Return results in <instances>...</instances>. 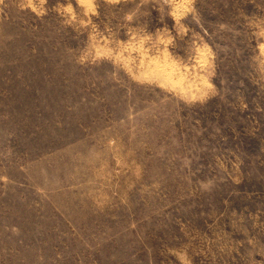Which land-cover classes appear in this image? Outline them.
I'll return each mask as SVG.
<instances>
[{
  "label": "rangeland",
  "instance_id": "374dc122",
  "mask_svg": "<svg viewBox=\"0 0 264 264\" xmlns=\"http://www.w3.org/2000/svg\"><path fill=\"white\" fill-rule=\"evenodd\" d=\"M0 264H264V0H0Z\"/></svg>",
  "mask_w": 264,
  "mask_h": 264
}]
</instances>
